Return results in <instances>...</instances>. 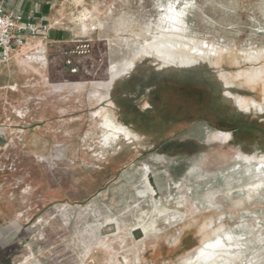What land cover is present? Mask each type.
<instances>
[{"label": "rangeland", "instance_id": "obj_1", "mask_svg": "<svg viewBox=\"0 0 264 264\" xmlns=\"http://www.w3.org/2000/svg\"><path fill=\"white\" fill-rule=\"evenodd\" d=\"M54 3L57 25L92 50L70 66L52 50L46 62L29 59V46L0 64V228L13 223L11 264H195L187 258L220 227L243 238V264H264V188L252 198L242 189L249 175L264 182V0ZM164 15L171 58L191 61L181 74L141 50ZM130 60V74L97 89ZM218 78L257 105L236 99L231 114ZM103 107L138 139L107 140Z\"/></svg>", "mask_w": 264, "mask_h": 264}, {"label": "bare ground", "instance_id": "obj_2", "mask_svg": "<svg viewBox=\"0 0 264 264\" xmlns=\"http://www.w3.org/2000/svg\"><path fill=\"white\" fill-rule=\"evenodd\" d=\"M165 19H166V15L161 17V19L159 18V20L161 21V24L159 25L158 28L161 29L160 31L161 34L158 35L157 33L158 36H155V39L152 41H147V43L143 45L144 49L142 48L141 50L145 51V53H147L146 55H156V56L161 57L166 66H173L175 64L174 66L178 67L177 68L178 72L189 71L188 69L190 68L191 61L183 59L180 62V65H178L177 62L175 63V61L171 58L170 53L174 49H172L173 48L172 44L167 42L170 32L167 30L168 28L167 25L164 27ZM181 64H184V65H181ZM135 66L136 64L133 60H130L126 62L125 64H122L119 67L115 65L109 69V75H110L109 80L104 81V82H99L95 86L97 87V89L106 88V89H109L110 91V89L115 83L116 78L121 77L124 74L125 75L130 74V72L135 68ZM211 80L214 81L213 78ZM217 81L218 82L215 81L216 82L215 85L218 86L219 88H217L216 94L219 95V99L221 100L222 106H230V108H232L230 109L231 114H234V115L236 114L235 112L236 110L234 111V108H235L234 104L236 103V99L240 98V99L247 100L249 101L250 106L257 105L256 100L251 101L243 93L239 92L238 90L235 91L236 90L234 89L236 86L235 84H232V83L226 84L222 82L220 78H218ZM104 98L105 97L102 96L99 99L103 100ZM112 106H114V102ZM95 115H101V117L103 118L101 127L105 130V133H106L105 136L107 140L111 138L113 143H115L119 139L120 135H124V137L129 141L132 139L133 140L138 139V135L131 128H129L128 126L120 122L118 118L116 117V115L108 108H105V107L101 108V110L95 112ZM111 146L109 145V147ZM246 160L248 162H251L253 159L247 156ZM249 167H252V166H249ZM251 176L252 175L247 176L248 181L244 184V187H242L243 190H246L249 198H252L253 196H255V194L258 193V191L261 188H264V182H261L258 184L251 183L250 181ZM221 228L222 227H220L219 230L215 231L216 232L215 239L204 240L202 244L199 247H197L195 254L192 257L187 258L186 261L194 262L195 264H243V262L240 260L241 259L240 249L244 245L243 241L241 240L243 238L236 237L231 232H228L225 230L222 231ZM236 239H238V242H236Z\"/></svg>", "mask_w": 264, "mask_h": 264}, {"label": "built area", "instance_id": "obj_3", "mask_svg": "<svg viewBox=\"0 0 264 264\" xmlns=\"http://www.w3.org/2000/svg\"><path fill=\"white\" fill-rule=\"evenodd\" d=\"M8 0H0V64H4L13 59V56L21 51L32 47L29 59H34L37 62H46L51 56L52 44L43 45L42 42L32 46L35 40L39 37L40 30H48L47 24H37L33 21V13L29 14L28 18L20 9H11L7 6ZM92 46L88 41L79 42L69 50L61 51L67 64L74 66L72 58L75 56L86 55L90 53ZM77 68L73 67L72 72H76ZM84 264H101L95 258L87 256L84 259Z\"/></svg>", "mask_w": 264, "mask_h": 264}, {"label": "crops", "instance_id": "obj_4", "mask_svg": "<svg viewBox=\"0 0 264 264\" xmlns=\"http://www.w3.org/2000/svg\"><path fill=\"white\" fill-rule=\"evenodd\" d=\"M7 6L11 9L22 10L27 18L29 14L33 13V21L35 23L41 25L47 24L48 30L41 29L39 37L36 40L42 43L44 41L51 42L52 51L60 53L61 49H70L75 46L73 43L75 38L67 32L69 30L57 25L58 20H56L54 13V7L56 6L54 0H8ZM36 40L35 42H37ZM220 135L216 133L214 134V138L221 140V137L225 136L224 134ZM12 229L13 223H10V226H7V228H0V264L12 263V250L10 249L14 241Z\"/></svg>", "mask_w": 264, "mask_h": 264}, {"label": "water", "instance_id": "obj_5", "mask_svg": "<svg viewBox=\"0 0 264 264\" xmlns=\"http://www.w3.org/2000/svg\"><path fill=\"white\" fill-rule=\"evenodd\" d=\"M134 233H135V236H136V237H139V236H141V233H140V234H138V235L136 234V232H134Z\"/></svg>", "mask_w": 264, "mask_h": 264}]
</instances>
